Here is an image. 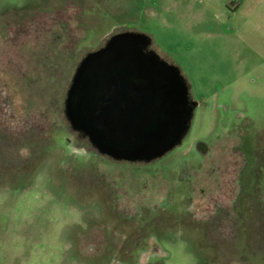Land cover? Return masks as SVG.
<instances>
[{
	"label": "rangeland",
	"instance_id": "obj_1",
	"mask_svg": "<svg viewBox=\"0 0 264 264\" xmlns=\"http://www.w3.org/2000/svg\"><path fill=\"white\" fill-rule=\"evenodd\" d=\"M54 6L70 12L68 38L53 28V18L61 17L37 14L32 25L20 22L19 50L6 49L16 57L0 65V264H143L138 253L144 245L156 248L144 264H264L251 195L240 196L242 218L224 239L188 207L193 175L199 174L188 171L196 143H218V172L195 181L206 192L195 190L191 197L194 210L207 215L206 194L221 200L235 178L227 168L236 165L225 160L227 152H238V135L221 139L224 127L235 120L247 124V148L253 131L264 129V0H0V24H15V10L31 15ZM121 31L147 34L157 54L180 69L197 102L177 149L137 169L73 153L79 150L61 146L59 133L67 127L63 100L79 50ZM176 158L177 203L172 195L159 208H145L146 216L138 209L127 212L133 203L157 201L169 184L175 188ZM145 168L161 171L167 181L155 176V187H144ZM109 188L118 193L120 207L112 204ZM142 222L145 235L137 234Z\"/></svg>",
	"mask_w": 264,
	"mask_h": 264
},
{
	"label": "water",
	"instance_id": "obj_2",
	"mask_svg": "<svg viewBox=\"0 0 264 264\" xmlns=\"http://www.w3.org/2000/svg\"><path fill=\"white\" fill-rule=\"evenodd\" d=\"M196 106L180 69L157 54L151 38L123 31L77 64L62 112L93 149L147 163L181 144Z\"/></svg>",
	"mask_w": 264,
	"mask_h": 264
},
{
	"label": "flooded vegetation",
	"instance_id": "obj_3",
	"mask_svg": "<svg viewBox=\"0 0 264 264\" xmlns=\"http://www.w3.org/2000/svg\"><path fill=\"white\" fill-rule=\"evenodd\" d=\"M68 7V5L66 6ZM52 9L45 12H34L35 14H31L28 15L27 13H24L22 11H13V23L15 24H11V23H6V21H4L2 24H0V65L4 66V62L10 61L12 58V56L6 55V49L7 48H17L21 45V34H22V21L24 20L25 22H28L27 24L32 25V21L34 20V17L37 14L40 15H45L48 14L51 17L53 16H57V17H61V19H54L53 18V28L57 29L58 31L60 30L62 33L63 38L67 37L68 38V30L70 28V12L69 10L67 11L66 8L62 7L59 8L57 6L51 7ZM47 12V13H46ZM74 20L75 22V28H77V30H79V25H80V21L78 18H76L74 16ZM21 22V23H20ZM53 29V30H54ZM29 30H33L32 26L29 28ZM28 30V31H29ZM123 32V31H121ZM119 32H110L109 35H105V37L100 41L99 45L94 47V48H89V49H84L82 48L81 50H79L78 53V60H77V64L81 61V59L88 53L93 52L98 50L99 48H101L105 41L112 36L113 34H117ZM59 34L56 35V37ZM29 36V34H28ZM61 36V35H60ZM59 36V37H60ZM31 37V36H29ZM77 36H75L76 38ZM14 38L13 42L14 45H10V42L12 39ZM74 39V38H73ZM20 43V44H19ZM20 57V56H17ZM16 62V60H14ZM0 66V69L3 68ZM192 98V96H191ZM193 100V99H192ZM16 115L15 114H11V117L14 118ZM236 118L240 119L241 115H238ZM16 119V118H15ZM240 122V121H239ZM239 122H237V120H235L234 122H231L230 124L228 123V125H226L224 127V131L223 134L220 136L221 139H225L228 136H235L238 135V152L236 153L235 150H231V152H227V159L225 160V162L232 160L233 165H236V167H232V166H228L229 168H227V173L229 175L235 176L233 183L231 180V185H230V190H226L227 194L224 196V198H222L221 200H216L213 199V196L211 193L206 194V196L210 199L207 200V203L209 202L207 208L208 210L206 211L207 215H204L203 213H199L198 211L194 210L195 206L192 203L193 200H191V197L194 196L195 194V190H197L199 193L204 194L206 191L204 188L202 187H198L199 185L196 183L197 181L199 182L200 178L203 175L206 174H211V175H215L218 171L217 168H215L214 170V164L218 158L215 157L214 154V148L215 146L218 144L217 141L215 142H202L199 141L198 143H196L195 145V151H196V161L194 163L190 164V170H188L191 175L194 174V171H198L199 174L193 175L194 177V183L193 185L189 188L190 189V205L188 206L190 208L191 211V215L195 216L196 218H199L200 221L203 222V227H205L206 229L210 230V233L212 232L214 235H216L215 237H217L218 239H224L225 237H229L232 233H234V227L236 226V222L239 221L242 218V212H241V204L242 202L240 201V196H242L243 194H249L253 197L254 203H253V207L255 208L254 210V219H256V233L258 234V238L260 240L264 241V129H259V130H255L252 133V140H251V146L250 148L245 147L244 143H243V137H244V132L246 130V128L248 127V125L246 124L244 127L242 126V124H240ZM250 125V124H249ZM61 129V130H60ZM59 129V133H61L62 137H63V143L61 144V146L65 147V146H73V150H79L78 152L75 151L73 153L85 156L87 154H93V155H97L100 157H103L107 160H109L110 162H117V163H126L129 165H134V167H147L149 165H151L152 163H154L156 160H158L159 158L152 160L150 162L144 163V162H129V161H118V160H114L110 157H108L105 154H102L100 152H98L97 150L93 149L89 143L86 140H81L78 137L77 132L72 131L70 129V127L67 124L66 126L60 127ZM219 138V140H220ZM210 144V145H209ZM177 149V146L175 147ZM167 154V153H166ZM164 156V155H163ZM219 160V159H218ZM217 160V161H218ZM137 169V168H136ZM145 170H147L145 168ZM148 175L143 176V178L146 177L145 182L143 184L144 187L148 186H153L155 187V183L152 184L150 182V179H152L153 177H158V179L160 180V178L162 180H160V182H164L167 181V178L163 177L161 171L157 170V171H148ZM150 172V173H149ZM193 173V174H192ZM173 177V182L175 183V188L173 189L172 186L169 184V188L167 190H165L166 192H164L162 195H159L158 200H154L151 203L148 204H138V203H133L131 204L129 207H127L126 211L129 212V208H133L135 212L137 209L139 211H141L142 213L145 214L146 216V209L145 208H156V207H161L159 204L164 203L165 201L170 200V197L173 195L176 198V203H177V158L174 164V173L173 175H171ZM246 176H250V178H248L247 185L245 184V186H241V181L243 179H246ZM198 177V180L196 178ZM171 178V177H170ZM141 179V178H140ZM122 180V179H121ZM196 181V182H195ZM115 182V181H114ZM196 183V186L194 188V184ZM117 184V183H116ZM120 184V183H119ZM118 184V185H119ZM115 185V184H114ZM112 187V185H111ZM110 189V192L112 193V197L113 198V202L112 204L114 206L120 207L119 206V200L117 202V200L115 199V193L118 195V193L113 190ZM229 192V194H228ZM110 195V194H109ZM108 195V197H109ZM232 195H236L232 198ZM111 196V195H110ZM120 196V195H119ZM211 197V198H210ZM126 206V205H125ZM214 206V210H212L211 208H213ZM224 210L225 216H220L219 215V210ZM133 212H129V213H133ZM202 212V211H201ZM144 215H142L141 218H145ZM148 220L149 224L154 225V221L153 219H146ZM151 221V222H150ZM130 223V222H129ZM143 225L137 226L138 229H141L140 232H137V234H144L145 230H148L147 227H145L144 230V225L146 224V222H142ZM216 224H219L218 226H220V228L222 229V231H218L217 230V226ZM227 227V229H226ZM229 231V232H228ZM146 236L152 235L150 232L146 231ZM145 235V234H144ZM264 243V242H263ZM151 244V243H150ZM152 244H154L152 242ZM151 244V245H152ZM156 250V248H153L152 246L149 245H144V248H141L139 253H138V260L141 263H146L149 262L152 258L155 257V254L153 253V251Z\"/></svg>",
	"mask_w": 264,
	"mask_h": 264
}]
</instances>
